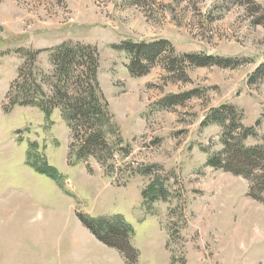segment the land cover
I'll list each match as a JSON object with an SVG mask.
<instances>
[{"label": "rangeland", "instance_id": "rangeland-1", "mask_svg": "<svg viewBox=\"0 0 264 264\" xmlns=\"http://www.w3.org/2000/svg\"><path fill=\"white\" fill-rule=\"evenodd\" d=\"M159 42L132 75L124 46ZM65 46L84 48L69 75ZM95 57L107 146L77 161L62 107L12 99L36 83L63 104ZM238 144L264 149V0H0V264H264V150L235 175ZM80 216L130 225L136 260Z\"/></svg>", "mask_w": 264, "mask_h": 264}, {"label": "trees", "instance_id": "trees-1", "mask_svg": "<svg viewBox=\"0 0 264 264\" xmlns=\"http://www.w3.org/2000/svg\"><path fill=\"white\" fill-rule=\"evenodd\" d=\"M165 43L166 42H159L150 45L143 44L139 46L126 44L123 49L128 53H135V48L140 50V54L144 53L143 56L136 55L131 67L132 75H144L146 70L143 71L142 69L147 68L151 62L149 55L152 54L156 49L161 48ZM83 49L84 48L82 47L73 49L66 46L59 48L61 52L59 53L58 58L57 56L55 58L58 60V67L61 70L64 69V72H62L64 74L62 75H69V73L74 70L73 64L78 62V60L82 61L85 58V56L82 54ZM202 63L204 64L201 65H205L206 62ZM92 65L93 72H91V77L88 80L87 87L85 85L83 86V83L81 82L83 88L76 87L74 95L68 90H61V88L58 90V93L60 91V93H63V95L66 97L64 102H62L63 104L54 105L53 100H48L43 88L38 86L36 83L21 86L15 98L12 99L13 106L20 105L38 107L47 116L52 114L54 108L62 107L65 113L64 117L69 122L70 128L74 133V143H72L70 146V157L75 156L77 161L87 160L90 157H98L99 147L102 145L107 146L105 133L98 125H96V123L101 124L103 121V112L101 106V100L103 98L99 94V86L97 81V72L99 67L98 57L94 58ZM139 69L142 72L139 71ZM82 75L83 73H81L80 76L77 75L76 78L79 79L82 77ZM98 94L100 96H98ZM85 123L93 130H91L89 133L87 131V134H85L83 137H80L79 134L81 130H79V124L85 125ZM76 141L80 142L79 147H77ZM263 150L264 149L258 147L243 148L240 144H238L236 152H232L233 154L227 159V162L225 163L226 170L234 173L235 175H244L246 177L247 175H253L254 170L258 168L261 160L263 161ZM211 164L215 167H221L222 160L220 158H215L211 161ZM35 169L38 173L47 175L53 180H57L59 178L58 171L51 166H47V168H38L35 166ZM248 170H251V172L248 173ZM255 184L257 185L256 187H263L262 185H264V176L259 177L258 182L253 184L251 188L252 191L255 189L257 191ZM253 197L256 199H261V197L258 198L259 196ZM80 219L99 241L106 244L107 246L120 250L128 262L131 261V254L135 255L134 258L136 260V250L132 247L130 242V239L134 234V230L130 225L123 221L118 223L94 221L83 216H80ZM136 262L137 261H134V264Z\"/></svg>", "mask_w": 264, "mask_h": 264}]
</instances>
